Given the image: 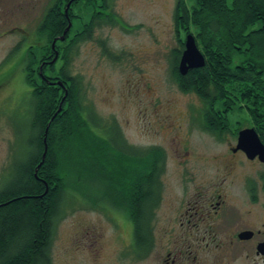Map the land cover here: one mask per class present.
I'll list each match as a JSON object with an SVG mask.
<instances>
[{
	"label": "trees",
	"instance_id": "obj_1",
	"mask_svg": "<svg viewBox=\"0 0 264 264\" xmlns=\"http://www.w3.org/2000/svg\"><path fill=\"white\" fill-rule=\"evenodd\" d=\"M61 1L60 5L67 3V8L75 0ZM113 3L114 0H87L85 9L91 19L86 23L76 21L73 4L68 17L65 13L61 16L63 20L54 13L55 5L40 18V33L50 26V44L72 24L63 42L65 80L60 88L37 92L41 88L35 89L30 69L42 61H36L32 48L24 49L25 65L18 62L17 68H11L15 72L0 75V85L12 84L15 73L26 67L25 81L33 87L34 95L29 99L33 137L28 143L27 159L13 165V172L0 189V264H53L56 228L69 202L89 210H105L111 213L110 218L120 213V222L124 219L126 225L122 227L128 228L126 238H134L130 251L128 248L124 254L138 256L140 250L146 251L150 242H155L153 223L164 199L166 152L160 146H130L114 119L106 121L87 108L81 78L70 73L74 54L84 43L93 41L99 31L117 26L127 30ZM174 21L178 42L180 34L184 39L173 51L171 75L182 93L197 95L201 100L203 129L223 140L227 134L237 138L238 132L249 126L264 144V0H176ZM59 26L62 28L57 31ZM79 30L80 34L74 35ZM191 30L206 65L182 76L179 66ZM99 42L104 56L121 61L105 41ZM18 51L21 49L15 50ZM55 72L51 75H58ZM65 90L68 96L62 104ZM60 104L62 111L51 122ZM243 110L247 111L248 124L237 123L232 132L229 115ZM49 124L48 153L36 176ZM96 183L100 185L99 195H95Z\"/></svg>",
	"mask_w": 264,
	"mask_h": 264
},
{
	"label": "rangeland",
	"instance_id": "obj_2",
	"mask_svg": "<svg viewBox=\"0 0 264 264\" xmlns=\"http://www.w3.org/2000/svg\"><path fill=\"white\" fill-rule=\"evenodd\" d=\"M5 1L11 11L0 24V75L5 71L15 72L11 68L18 67L16 63L23 54L11 51L26 31L35 28L48 8L47 0L33 3L32 0ZM112 6L127 30L117 26L99 31L93 41L84 43L74 54L70 73L81 78L87 108L106 121L114 119L130 146L144 149L160 146L166 152L162 221L183 196L200 189H216V185L224 181L220 165L228 159H238L230 149L236 139L227 134L220 140L206 132L202 127V106L198 96L182 93L172 78L173 51L184 39L183 34H180L179 42L176 37V0H114ZM83 9L81 12L75 9L81 17L76 21L86 23L91 19L90 12L85 7ZM75 27L78 30V25ZM191 31L186 38L192 36L196 40L194 31ZM99 41H105L108 49L121 57V61L104 56ZM58 69L57 64L52 66L50 74ZM14 77L13 83L21 86L17 92L22 97L9 99L7 91L0 89V189L13 172V165L26 161L28 143L33 137L32 103L27 95L30 90L22 71H17ZM58 114L57 111L51 122ZM229 121L232 132L236 131L237 123L247 125V111L229 115ZM93 129L100 132L97 127ZM242 164L238 169L240 176L254 169L257 176L264 170L260 162L249 166H245L246 162ZM94 188L95 195H99L100 185L96 183ZM242 194L239 184L232 189V197ZM240 201V208H244L246 205ZM73 205L69 202L66 215L57 225L52 246L53 264H133L132 259L123 258L129 254L124 253L134 239L130 235L126 238L127 227L124 229L121 225L117 228L110 220V212ZM253 220L257 226H252L264 232L262 208L258 207ZM124 222L122 220L121 224L126 226ZM166 225L167 220L163 226ZM128 227L132 232L131 223ZM230 227L224 224L220 230ZM93 230L103 239L98 256L94 255V242L91 241ZM163 232H158L156 242H167Z\"/></svg>",
	"mask_w": 264,
	"mask_h": 264
},
{
	"label": "flooded vegetation",
	"instance_id": "obj_3",
	"mask_svg": "<svg viewBox=\"0 0 264 264\" xmlns=\"http://www.w3.org/2000/svg\"><path fill=\"white\" fill-rule=\"evenodd\" d=\"M34 1L37 0H32L31 3ZM75 2L78 4H74ZM86 2L87 0H83L82 3L81 0H75L72 3L70 2L71 4L67 8L65 7L67 3L63 2V5H60L61 0H47L46 4L47 9L55 5L54 13L63 20L61 16L65 13L68 17L69 8L72 4V13L75 19H81L75 9L78 8L81 12V9L86 6ZM67 9L68 13L66 14ZM9 11H11V8H8L6 1L0 0V24L2 20H6L5 18L9 16ZM61 22L64 24L63 21ZM38 28L37 23L34 29L26 31V34L15 45L13 52L16 49H21L20 53L23 54L24 58L22 56L20 63L25 65L23 60L26 59L27 53H24V49L32 48L36 61H42L37 67L30 69L34 76L33 85L37 87L35 89L40 87L41 90L37 92H42L50 87L60 88L62 86L63 80H65L64 58L66 46L63 44L64 41L59 39L62 36L55 37L52 44L49 43L47 32L50 26H45V30L41 33ZM61 28L62 26H59L56 30L59 31ZM80 32L79 30L74 35H79ZM55 40L57 42L53 47ZM55 57L57 58L55 63L50 64ZM56 64L59 67L57 70L58 75H51L49 68ZM25 68H22L24 76ZM26 85L30 90L27 94L29 99H34L33 87L27 83ZM0 86L6 88L7 98L22 97L17 92L21 87L20 85L5 83ZM208 133L213 135L210 132ZM238 137L235 138L236 144L230 149L231 154L234 157L238 156L239 160L228 159L227 162L220 165L224 181L216 185V189L210 191L200 189L192 195L183 196L173 206L171 213L164 217L162 221H160L162 219L160 214L161 205L157 212L156 221L153 223L155 242H150L146 251L144 249L140 250V255L127 254L123 257L124 259H132L133 264H245L246 262H249V264H264V232L263 229H256L252 226H257L253 220L255 211L258 207L264 210V170H261L257 176L254 173L256 172L255 169L242 176L238 174V169L243 165L242 163L245 164L246 162L245 166H249V164L260 162L258 158L250 160L246 153L241 150L235 151L238 145ZM260 164L264 167L263 163L260 162ZM238 184L241 186L243 194L232 197V189ZM240 200L246 205L244 208H240L242 206ZM114 216L115 218L112 216L110 220L116 223L117 228H120L121 215L117 213ZM165 220H167V225L163 226ZM224 224L226 227H231L220 230ZM163 231H165L168 238L167 242H156L158 232ZM90 234L93 236L91 241L94 242V255L98 256L101 253L100 242L103 239L95 230ZM128 248H130V245Z\"/></svg>",
	"mask_w": 264,
	"mask_h": 264
},
{
	"label": "water",
	"instance_id": "obj_4",
	"mask_svg": "<svg viewBox=\"0 0 264 264\" xmlns=\"http://www.w3.org/2000/svg\"><path fill=\"white\" fill-rule=\"evenodd\" d=\"M71 26L72 24H69L64 35L61 38H59L61 41L65 40L66 38L65 36L69 32ZM56 42L57 40L54 41L53 47L55 46ZM56 59L57 58H55L54 61H52V63L50 64H53L56 61ZM205 65H206V60L203 54L201 53V51L199 50L196 44V40L192 36H188L186 40V44H185V50L182 53L181 63L179 66L180 74L182 76H186L191 70L204 68ZM41 74H42V69H41ZM67 96H68V91L66 90V94L62 100V104L66 100ZM61 111H62V108L58 110L59 113ZM49 127H50V124L46 128V133H45V138H44L45 151L42 157V162L39 164L36 170V176H37L38 170L45 163V160L47 157V153H48L47 138H48ZM238 150L245 152L250 160H254L258 158L259 161L264 164V144L262 143L255 129L247 128L239 132L238 145L235 151H238ZM47 192H48V189L46 193Z\"/></svg>",
	"mask_w": 264,
	"mask_h": 264
}]
</instances>
